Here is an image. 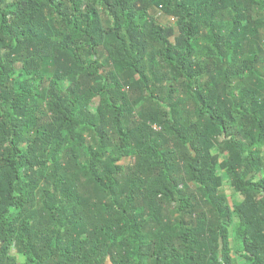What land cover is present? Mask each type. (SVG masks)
<instances>
[{
    "label": "trees",
    "instance_id": "1",
    "mask_svg": "<svg viewBox=\"0 0 264 264\" xmlns=\"http://www.w3.org/2000/svg\"><path fill=\"white\" fill-rule=\"evenodd\" d=\"M234 252L264 264V0H0V264Z\"/></svg>",
    "mask_w": 264,
    "mask_h": 264
},
{
    "label": "rangeland",
    "instance_id": "2",
    "mask_svg": "<svg viewBox=\"0 0 264 264\" xmlns=\"http://www.w3.org/2000/svg\"><path fill=\"white\" fill-rule=\"evenodd\" d=\"M159 13H156L155 15L157 16V18L159 19V21L161 22V23H163V24H167V22H168V19L167 18H165V17H163L162 15H158ZM97 55H98V57L100 58H102V54H101V52H98L97 53ZM143 110H148V106L147 105H144V108H143ZM142 113V110H136L135 111V114L136 115H139V114H141ZM132 163V161L131 160H129V159H126V160H123L122 161V163L121 164H131ZM225 194H226V196H227V198L228 199H230L231 197H230V195H231V190H226L225 191ZM237 225H238V223H237V221H235L234 222V224H233V226H232V232L234 233L235 232V229L237 228ZM237 253H239V252H237ZM232 255L235 257V259L237 260V262L239 263V264H247L243 259H242V256L240 255V254H236V252H234V253H232Z\"/></svg>",
    "mask_w": 264,
    "mask_h": 264
}]
</instances>
